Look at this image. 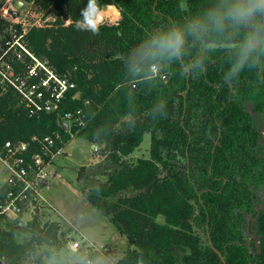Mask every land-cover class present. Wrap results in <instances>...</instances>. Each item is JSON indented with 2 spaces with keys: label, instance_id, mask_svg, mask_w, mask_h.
<instances>
[{
  "label": "trees",
  "instance_id": "obj_1",
  "mask_svg": "<svg viewBox=\"0 0 264 264\" xmlns=\"http://www.w3.org/2000/svg\"><path fill=\"white\" fill-rule=\"evenodd\" d=\"M4 2L0 38H12L14 30L20 37V53L8 60L16 76L39 81L43 72L31 76L29 70H42L41 62L75 86L65 91L58 109L30 117L15 87L1 76L0 145L53 132L65 143L76 135L103 145L116 166L90 189L91 200L132 191L103 203L128 239L117 264H224L208 233L226 264H264V132L259 126L264 124V57L226 82L234 51L204 52L190 38L185 56L159 64L157 73L154 62L140 64L136 74L128 67L131 51L149 34L201 16L219 0H98L102 9L116 7L114 23L101 24L99 35L74 26L87 0H21L34 4L44 19L51 16L46 25L31 22L26 29L24 22L2 16ZM243 34L244 29L229 28L219 39L236 43ZM196 59L203 61V70L183 75V67ZM162 104L163 116L157 112ZM78 110L81 123L66 128L60 117ZM146 132L149 157L128 162ZM7 224L0 228L4 264H24L33 244L64 242L60 224L42 216L25 226ZM20 231L30 238L18 241ZM36 261L46 264L41 256Z\"/></svg>",
  "mask_w": 264,
  "mask_h": 264
},
{
  "label": "rangeland",
  "instance_id": "obj_2",
  "mask_svg": "<svg viewBox=\"0 0 264 264\" xmlns=\"http://www.w3.org/2000/svg\"><path fill=\"white\" fill-rule=\"evenodd\" d=\"M18 0H5L1 8L2 16L11 22H24L26 29L31 22L46 25L51 19L48 16L43 18V13L37 12L34 4H22L17 7ZM21 1V0H20ZM104 19L102 24L111 25L114 21L111 17L114 15L116 7L108 5L103 8ZM15 31V30H14ZM12 31V38H0V73L7 71L6 63L10 55L20 53L19 38ZM35 73L47 71L40 66ZM260 130L264 132V124L259 123ZM264 144V141H263ZM94 145L98 150H94ZM151 146V134L146 132L141 145L135 151L126 157L128 162H135L138 158L149 157ZM264 148V146H263ZM116 166L111 158L104 154L103 145L99 142H92L76 135L66 143L65 151L55 161L54 174L48 181L47 189H44V195L49 200L52 207L42 215L44 220L57 221L62 231H73V226L77 229L76 234H83L89 240L104 251L108 256L117 261L124 256L128 248V239L121 233L114 223L109 220L105 214L103 203L117 201L120 196H128L131 190H124L118 195L102 198L100 201H92L89 191L92 187L105 182L109 173ZM9 176L8 169L0 160V185H2ZM113 213H115L112 210ZM163 221V217L158 218ZM204 237V236H203ZM18 241L28 240L30 235L20 231L17 234ZM205 238V237H204ZM36 257L41 256L46 264H76L82 259L78 252L72 251L67 240L57 245L33 244L31 249ZM49 253V254H48ZM29 258L26 254L24 264H28Z\"/></svg>",
  "mask_w": 264,
  "mask_h": 264
},
{
  "label": "built area",
  "instance_id": "obj_3",
  "mask_svg": "<svg viewBox=\"0 0 264 264\" xmlns=\"http://www.w3.org/2000/svg\"><path fill=\"white\" fill-rule=\"evenodd\" d=\"M23 49L28 52L24 47ZM38 65L47 73L43 72L45 77L42 76L39 81L33 83L26 77L16 76L11 64L6 63V73H0V77L15 87L19 104L30 117H39L44 112L58 109L65 91L75 86L68 77L56 75L41 62H38ZM35 70L36 67L31 68L29 75L38 76L40 73H35ZM153 71L157 73L158 68ZM162 77L166 79V75ZM80 112L81 110H78L77 114L67 112L60 120L65 121L70 128L74 121L81 123ZM33 145H36L37 149L32 151ZM65 146L64 138L59 132H53L43 138L33 136L30 140H6L0 145V160L9 172L6 181L0 185V228L7 227L8 222L25 226L52 207L43 191L48 188V181L54 174L55 161L63 154ZM93 147L98 150V146ZM73 228V231H63V236L68 247L78 252L82 260L90 264H117V261L112 260L86 236L79 234L78 237L75 233L77 229L74 226ZM28 258V264H38L33 250L28 252ZM4 263L5 257L0 255V264Z\"/></svg>",
  "mask_w": 264,
  "mask_h": 264
},
{
  "label": "clouds",
  "instance_id": "obj_4",
  "mask_svg": "<svg viewBox=\"0 0 264 264\" xmlns=\"http://www.w3.org/2000/svg\"><path fill=\"white\" fill-rule=\"evenodd\" d=\"M104 10L98 0H87L81 9L80 18L74 22L78 31H88L99 35L103 23ZM264 0H219L213 8L208 9L201 16H197L186 23H177L169 29L149 34L130 53L129 70L136 74L140 71V64H151L153 70L161 63L171 64L181 60L186 53L189 39L199 42L204 52L221 48L234 51L235 61L225 77L226 82L247 66L254 67L264 57ZM244 29V34L236 43H225L219 39L229 29ZM115 58H120L117 53ZM203 61L196 59L183 67V75L192 77L197 69L203 70ZM157 112L164 115V105H160ZM76 264H90L79 259Z\"/></svg>",
  "mask_w": 264,
  "mask_h": 264
},
{
  "label": "water",
  "instance_id": "obj_5",
  "mask_svg": "<svg viewBox=\"0 0 264 264\" xmlns=\"http://www.w3.org/2000/svg\"><path fill=\"white\" fill-rule=\"evenodd\" d=\"M16 5H17V7H20V6L22 5V2H21L20 0H18V1L16 2ZM61 123H62L66 128H68V125H67V123H66L65 121H61ZM208 237H209V243H210L211 247L214 248V250L220 255V257H221L222 261L224 262V264H226V263H225V257L220 253V251H219L218 249H216V248L213 246L212 240H211V238H210V233H208Z\"/></svg>",
  "mask_w": 264,
  "mask_h": 264
}]
</instances>
